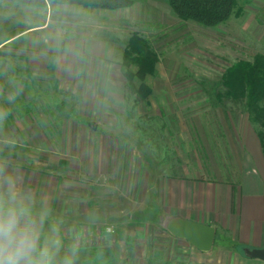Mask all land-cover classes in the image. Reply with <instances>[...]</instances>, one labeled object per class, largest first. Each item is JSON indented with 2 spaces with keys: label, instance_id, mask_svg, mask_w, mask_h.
Masks as SVG:
<instances>
[{
  "label": "rangeland",
  "instance_id": "1",
  "mask_svg": "<svg viewBox=\"0 0 264 264\" xmlns=\"http://www.w3.org/2000/svg\"><path fill=\"white\" fill-rule=\"evenodd\" d=\"M21 31L0 45V111L6 113L0 163L34 175L21 189L34 198V212L48 209L44 231L58 230V259L75 244L74 264H218L232 244L215 247L211 262H202L187 257L160 225L137 218L161 214L139 158L165 175L214 177V169L228 164L227 134L235 137L244 125L264 133V121L252 124L244 105L226 98L220 85L228 67L264 53V0H237L230 19L215 28L180 19L167 0H134L118 10L0 0V42ZM57 34L61 48L74 44L80 52L71 71L49 47L53 41L43 42ZM134 35L157 59L145 101L127 88L122 67ZM117 149L119 160L132 162L125 161L126 178L119 181L106 172L113 164L99 171L98 162L102 150L114 161ZM85 197L101 213L100 235L90 229L67 235L75 220L66 219L63 200L76 205ZM232 252L243 254L241 247Z\"/></svg>",
  "mask_w": 264,
  "mask_h": 264
},
{
  "label": "crops",
  "instance_id": "2",
  "mask_svg": "<svg viewBox=\"0 0 264 264\" xmlns=\"http://www.w3.org/2000/svg\"><path fill=\"white\" fill-rule=\"evenodd\" d=\"M16 37L1 41L0 45L5 44V42H12ZM8 100L14 102L13 97H8ZM16 113L17 118H19L20 114ZM227 135L228 139L226 140H229V144H225V147L229 149L228 164L214 169V177H195L190 174L165 175L157 169L150 168L145 158L141 156L139 158V170L147 173V193H151L150 195L154 197V203L161 214L158 215L157 220H152L146 215L137 218L143 220L144 223L149 220L152 221L151 224L160 225L163 230H161L162 234L172 241L176 240L178 242L176 243L177 247L186 253L189 258L198 256V258L203 259L202 262L210 263L211 255L208 254L213 252L217 246L226 248L223 244L229 243L233 245L232 249L226 252V255L219 257V260L216 259L218 264H264L262 260L253 259L239 253L236 256L232 252V250L236 251L239 247L251 249L264 247V153L261 141L252 125H244L240 132L234 133L235 137H232L233 133ZM120 150L114 151L117 158L114 161L112 160L113 163L109 158L106 161L104 154H102L105 150H102L98 158L99 166H101L99 171H102V166L106 168L113 164L111 166L114 170L109 167L106 172L114 175L118 181L126 178L125 161H127L129 167H132V162L129 159L119 160ZM104 163L107 164L104 166ZM127 169L131 173L132 170ZM6 172L18 177L20 187L23 186L26 180L30 184V178H32V181L34 179V175L28 173V170L13 165L7 166ZM123 172L124 175L122 176ZM70 199L73 200L74 198ZM67 201L70 202L67 199L63 200L65 203H63V210L67 215L66 219L75 220L73 221L75 224L72 229L65 230V233L71 235L83 229H90V234L100 235L101 213L94 209L92 198L85 197L76 205L73 202L68 205ZM68 208H70V211ZM147 209V205H145L141 206L139 210L143 213ZM172 218H181L214 227L216 232L212 249L201 251L186 239L171 233L166 226ZM96 228L98 231H95ZM171 249L170 253L173 252L174 255L176 250ZM221 252L225 251L221 249ZM155 259L158 263L162 261L160 257Z\"/></svg>",
  "mask_w": 264,
  "mask_h": 264
},
{
  "label": "trees",
  "instance_id": "3",
  "mask_svg": "<svg viewBox=\"0 0 264 264\" xmlns=\"http://www.w3.org/2000/svg\"><path fill=\"white\" fill-rule=\"evenodd\" d=\"M32 7L49 5H73L99 10H118L129 8L134 0H13ZM173 12L182 20L194 21L206 28H215L227 22L235 12L237 0H167ZM21 32L12 34L6 40ZM156 57L150 47L134 35L125 50L123 72L127 88L137 95V100L145 101L153 92L149 80L157 73ZM53 66V63H51ZM220 85L226 98L242 103L252 124L264 121V53L257 54L253 60H239L227 68ZM220 98L221 95H218ZM263 153L264 133L257 132ZM242 253L246 255L241 247Z\"/></svg>",
  "mask_w": 264,
  "mask_h": 264
},
{
  "label": "clouds",
  "instance_id": "4",
  "mask_svg": "<svg viewBox=\"0 0 264 264\" xmlns=\"http://www.w3.org/2000/svg\"><path fill=\"white\" fill-rule=\"evenodd\" d=\"M43 42L61 55L58 62L65 64L71 71L80 57L76 45L66 44L61 48L62 37L44 36ZM6 116L0 111V121ZM35 200L24 192L15 175L6 172L5 164L0 163V264H74L76 245H72L70 254L58 259L61 242L58 230L53 227L50 232L44 231L48 218V209L34 212Z\"/></svg>",
  "mask_w": 264,
  "mask_h": 264
},
{
  "label": "water",
  "instance_id": "5",
  "mask_svg": "<svg viewBox=\"0 0 264 264\" xmlns=\"http://www.w3.org/2000/svg\"><path fill=\"white\" fill-rule=\"evenodd\" d=\"M166 228L174 235L184 238L201 251H210L215 241V228L210 225L181 218H172ZM246 255L264 261V247L252 248Z\"/></svg>",
  "mask_w": 264,
  "mask_h": 264
},
{
  "label": "built area",
  "instance_id": "6",
  "mask_svg": "<svg viewBox=\"0 0 264 264\" xmlns=\"http://www.w3.org/2000/svg\"><path fill=\"white\" fill-rule=\"evenodd\" d=\"M109 230V229H108Z\"/></svg>",
  "mask_w": 264,
  "mask_h": 264
}]
</instances>
